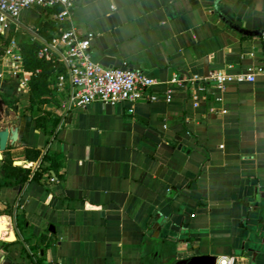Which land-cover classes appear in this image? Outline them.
Instances as JSON below:
<instances>
[{
	"label": "crops",
	"instance_id": "crops-1",
	"mask_svg": "<svg viewBox=\"0 0 264 264\" xmlns=\"http://www.w3.org/2000/svg\"><path fill=\"white\" fill-rule=\"evenodd\" d=\"M41 21L69 24L51 9L23 10L0 22V48L40 47ZM70 21L92 34L103 65L128 63L162 82L212 71L255 78L223 91L208 84L197 107L184 86L170 102L129 111L99 102L65 110L55 79L32 104L30 87L19 94L0 75V129L17 133L0 158V264H143L148 252L170 264L200 254L264 264V0H76ZM4 165L26 179L6 178Z\"/></svg>",
	"mask_w": 264,
	"mask_h": 264
},
{
	"label": "built area",
	"instance_id": "built-area-1",
	"mask_svg": "<svg viewBox=\"0 0 264 264\" xmlns=\"http://www.w3.org/2000/svg\"><path fill=\"white\" fill-rule=\"evenodd\" d=\"M76 0H0V22H16L23 10L38 7L51 9L52 18L68 20L63 26L57 23L50 32V38L41 41L37 57L46 61L58 62L63 70L57 73L52 88L65 92L61 106L83 108L92 102L114 106L127 103L129 111L139 101L155 102L164 100L170 102L174 89L187 86L189 102L197 107L203 98V92L208 84L223 91L230 83L253 81L255 72L230 74L223 71H212L206 76L196 74L174 73L167 81L162 82L150 77L142 69L128 63L119 66H107L92 59V34H80L70 21L71 12ZM0 75H7L16 81V92L25 94L29 90L31 78L40 69L30 70L24 65L18 44L11 40L0 48ZM163 86V93L156 92L157 87ZM219 98L216 97V100ZM210 112L225 113L226 109L211 106ZM54 180L53 177L50 178ZM235 256L220 255L215 258V264H234Z\"/></svg>",
	"mask_w": 264,
	"mask_h": 264
},
{
	"label": "trees",
	"instance_id": "trees-1",
	"mask_svg": "<svg viewBox=\"0 0 264 264\" xmlns=\"http://www.w3.org/2000/svg\"><path fill=\"white\" fill-rule=\"evenodd\" d=\"M39 32L43 34L47 39L50 37L47 32L52 29L51 21H41L38 25ZM39 48L36 42H25L21 44L22 56L24 60L25 67L30 70L39 68L40 72L34 75L29 83L30 87V100L32 104L43 103L47 100L44 98L45 95L49 94L51 90L48 85L55 79L57 73L63 70V67L58 62L46 61L37 57V50ZM44 115V114H43ZM41 118L44 116L41 115ZM40 127L44 128V124H39ZM30 151V150H29ZM27 151L28 158H36L40 155V150H32V155ZM42 160H47L50 162V168L56 171L57 164L54 161V155L46 151L42 155ZM6 178L8 176H14L16 182L22 183L27 177V171H24L21 167H16L12 165H4ZM40 172H34L33 178H37ZM10 182L5 181L3 185H9ZM2 185V184H0ZM5 244H8L7 242ZM148 256L143 258V264H170L173 261V256L165 255L162 258H156L150 252L147 253ZM43 264V263H41Z\"/></svg>",
	"mask_w": 264,
	"mask_h": 264
},
{
	"label": "water",
	"instance_id": "water-1",
	"mask_svg": "<svg viewBox=\"0 0 264 264\" xmlns=\"http://www.w3.org/2000/svg\"><path fill=\"white\" fill-rule=\"evenodd\" d=\"M16 135V131H11L7 127L0 129V158L1 151L7 146V141L9 140L8 145H11L16 139ZM6 229V222H0V232ZM215 258L216 256L210 254L191 255L176 261L174 264H215Z\"/></svg>",
	"mask_w": 264,
	"mask_h": 264
},
{
	"label": "bare ground",
	"instance_id": "bare-ground-1",
	"mask_svg": "<svg viewBox=\"0 0 264 264\" xmlns=\"http://www.w3.org/2000/svg\"><path fill=\"white\" fill-rule=\"evenodd\" d=\"M0 222H3V219H0ZM1 233H2V232H0V236H1ZM6 239H7V240H12V239H13V234L11 233L10 235H7V236H6Z\"/></svg>",
	"mask_w": 264,
	"mask_h": 264
},
{
	"label": "rangeland",
	"instance_id": "rangeland-1",
	"mask_svg": "<svg viewBox=\"0 0 264 264\" xmlns=\"http://www.w3.org/2000/svg\"><path fill=\"white\" fill-rule=\"evenodd\" d=\"M30 15H28V17H29Z\"/></svg>",
	"mask_w": 264,
	"mask_h": 264
}]
</instances>
